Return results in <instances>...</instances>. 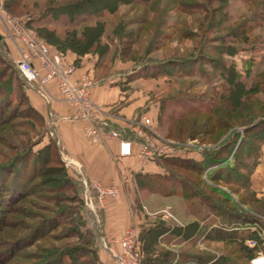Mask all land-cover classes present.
<instances>
[{"label":"trees","instance_id":"trees-1","mask_svg":"<svg viewBox=\"0 0 264 264\" xmlns=\"http://www.w3.org/2000/svg\"><path fill=\"white\" fill-rule=\"evenodd\" d=\"M20 1L23 0H8L5 7L14 10L19 7ZM230 2L231 0H73L33 13V18L30 19V25L33 21L38 22L36 25L34 23L36 34L53 50L65 59L68 53L76 55V61L71 64L77 68L81 59L86 56L96 57L100 61L111 52L109 44L103 42L106 35L105 23L97 21L94 26H89L86 25L89 20L105 14H115L123 6L140 5L149 10L150 17L142 16L132 22L131 26L139 27L126 32L123 28L127 26L120 22L111 33L116 38L118 59L138 64L134 67L132 80H156L160 77L157 73L161 72L176 81L184 77L193 81V78L200 76L212 83L220 78L224 82L221 91L213 88L212 105L209 109H192L175 118L169 128L168 137L181 141L199 138L202 142L208 139L207 143L212 145L230 131L233 133L231 138H227L225 143L214 151L202 152L199 159L186 156L159 157L155 162L163 169V173H140L135 176L139 190L162 196L176 195L178 189L170 184L176 182L180 185V196L193 207L191 213L194 220L176 230V237L189 240L199 236L208 241H221L235 246L228 252L230 256L181 253L185 262L180 261V264H251L259 252L264 253V201L258 199L251 190V176L264 146V68H254V59L249 61L247 78L251 85L247 87L233 59L241 52L251 53L258 44L260 39L256 30L264 32V0H245L246 15L237 18L230 13ZM172 11L185 15L196 12L201 16L203 21L198 24L199 31H202L201 37L190 36L201 42L196 54L180 60L169 59L165 61L167 65L164 66L141 63L143 50L149 55L164 46H161L158 40L161 42L163 39V43L168 40V28L165 27L164 21ZM36 18L38 19L35 20ZM61 18H64L63 23H59ZM52 23L65 31L57 32L45 25ZM156 24L157 29H154ZM84 25L86 26L79 31ZM26 26L31 28L28 23ZM153 30L156 40L144 48L146 43L142 44V35H149ZM211 34L213 35L209 37ZM3 48L7 51L5 45ZM260 60L264 64V53ZM188 67L192 69L184 72V68ZM10 70L18 73L13 63L0 53V97L6 95L7 88L11 86L9 80L5 79L6 72ZM28 108L41 121L42 114L31 103ZM8 114L0 111V124L18 116L9 118ZM26 118L31 119L28 116ZM242 133L243 139L237 146L235 138ZM55 143L49 142L43 149L35 152L34 148L29 146L33 163L28 176L17 167L24 162L23 156L10 159L6 165H0V171H14L10 177L4 175L0 183V264H101L95 237L79 216L81 209L76 210L73 205H66L73 202L84 208L85 201L78 193H74V190L71 191V196L67 195L66 192L73 189L72 185L76 182L61 157L59 145ZM236 146L237 148H234ZM226 147L230 148L227 153ZM46 151L50 153L43 157ZM251 158L253 162L248 166L246 161ZM52 165L54 167H51ZM217 166L225 172L224 175L220 174L221 176L218 173L209 175L212 181L225 180L232 195L245 192L249 196L235 201L230 194L224 201L217 197L216 189L203 190L201 185H206L203 179L204 171ZM52 173L61 174V177L46 181L44 176ZM191 176L200 180L195 181ZM31 186H34L33 189ZM45 186L49 193L54 194L48 199L53 208L39 207L38 200L28 203L31 208L46 212L47 215L37 216L40 222L31 226L20 220L9 219L10 216L17 215L20 204L28 198L39 197L36 191ZM241 207L249 208L260 217L249 215ZM204 208L205 211H202ZM63 227L68 229L60 233L59 230ZM163 228L161 225V229ZM24 230H27V233L22 235ZM159 230L155 231L156 234L150 229L147 231L146 236L149 239L144 251L147 256L144 264H167L175 256H171L167 251L155 250L158 239L170 229ZM150 235L153 236L149 237ZM63 241L68 242L64 247L55 245ZM73 241L75 242L72 243ZM249 241H255L256 245L250 247ZM31 247H36L38 252L22 255Z\"/></svg>","mask_w":264,"mask_h":264},{"label":"rangeland","instance_id":"rangeland-1","mask_svg":"<svg viewBox=\"0 0 264 264\" xmlns=\"http://www.w3.org/2000/svg\"><path fill=\"white\" fill-rule=\"evenodd\" d=\"M68 1L73 0H23L20 1L19 7L14 8V10L11 8L6 9L4 4V10L12 16L23 18L25 23H28V25L31 27L30 29H32L36 33V28L34 26L36 25L37 21H33V24L30 25V19L33 18V13L45 11L50 6H61ZM171 7L174 10L176 9L173 6ZM229 7L230 13L234 18H237L238 16L243 14L246 15L245 0H231ZM142 16L150 17L151 14L148 9L135 4L131 6L120 7L117 13L112 15L105 14L100 18H92L91 20H89L90 22L86 24L89 26H94L97 21L105 23L106 35L103 39V42L109 44L111 48V52L108 57L97 61V64L95 65L94 77H92L95 82L101 80L104 81L105 79H110L111 77H126V72H130L132 68L138 66V64H134L132 62H122L118 59L116 51L117 43L115 42L116 38L111 35V33L120 22L127 26L126 28H123L124 32L130 29H137V27L139 26H131V23L137 21ZM167 17L168 18L164 21V24L165 27L168 28L166 29V33L169 34L168 40H164L166 41L164 43L163 39L161 42L158 40V43H160L161 46L162 44L164 46H162L158 51L153 52L149 55H146L143 50L141 52V63L164 66L167 65L166 62L169 59L180 60V58L185 59L196 54V51L199 48L198 46L201 45V42H199V39H196L195 37L192 39L191 37L192 35L201 37L200 34H202V31H199L198 28L199 22L203 21L201 16L196 14V12L191 15H185L172 11L167 14ZM48 18L50 17L48 16ZM37 19L38 18H36L35 20ZM63 19L64 18H61V20H59V23H63ZM45 23H47V21ZM45 25L49 29L56 30L57 32L65 31L63 28L55 27L54 23H52L51 25ZM86 25L80 27L79 31H81ZM155 28L157 29V24L154 26V29ZM4 30L6 37L4 39H7L10 42V38L6 34V29ZM263 33L264 32L261 30H256V34H258L260 40L255 46L254 50L251 51V53H239L243 54V56L247 58L248 62L251 59H254V68H264V64H262L260 60L264 53ZM155 34L156 33L153 30V32H149V35H142V44H144V42L146 43L144 48H147L153 40H156ZM163 34H165V32ZM212 35L213 34H211L209 37H211ZM3 41H0V53L5 55L7 60L13 63V65L16 67L15 61L16 59H18V57H16L15 55H11L9 51H5L2 44ZM245 57H243V59H245ZM242 64H244V62ZM189 69L192 68H184V72L190 71ZM241 71L243 73L241 74L242 80L246 84V86L249 87L251 85V81L247 78V70L244 65ZM157 75L160 76L159 79H148L145 80L146 82L138 81L137 84H134L135 87H137L138 93L142 94L146 98L145 105L144 107L138 109L134 118L130 119V122L126 125L127 128L119 127L118 123L114 125L115 129L120 131L121 139H133L135 137V134H133V132H131L128 127L135 128L137 132L144 133L156 147L157 145H159L160 147H169L171 149H175L174 156L178 158L184 156L200 158L202 157V152L214 151L218 149L223 143H225L227 138H231V136L233 135L231 131L228 132L226 136H224L215 145L208 144V139L201 142L199 138H188L182 141L180 139L169 138V128L172 124V121L192 109H209L212 105L211 95L213 92V88H215L216 91H221L224 86V82L220 78L216 79L214 83H212L207 81V79H205L204 77L202 78L200 76H196V78L192 77L194 79L193 81L187 77H184L183 79L179 78L176 81L174 78H170V76L168 75H162L161 72L157 73ZM5 79L9 80L11 86L7 88V94L0 97V111L7 114L9 113L7 115V117L9 118L15 117L16 115L18 116L15 119L10 118L11 120L5 124H0V165H6V163H8L10 159L23 156L24 162H22L20 166L18 165L17 167H19V169H21L20 171L28 176L31 170V165L33 163V156L29 154V146L33 147V151L35 152L43 149L49 142H56L55 144L59 145L61 157L63 161H65L62 153L63 151L60 143L58 142L56 134V122H58L59 120L56 112L52 108V104L55 100H53L52 102H48L42 99L38 95L37 87L35 85L26 84L20 77L19 73L15 71H7ZM174 82L176 84H174ZM49 92L52 96H54L50 86ZM203 94H206L208 97L202 96ZM151 102L156 107L158 105L159 108V111L157 112L155 118H149L142 114L145 112ZM29 103H31L32 105L35 104L36 107L39 106V108H41L40 105L43 104L41 105L43 108H41V121L34 115V113L29 110ZM73 110L75 111V109ZM109 113L114 115L115 119L118 118L117 112L110 111ZM27 116L31 119H27ZM242 139L243 133L238 137L236 136L235 140L237 142V146H239ZM237 146L234 148H237ZM226 149L227 153L230 148L226 147ZM49 153V151H46L42 156H47ZM223 157L224 155L222 154L221 158ZM252 162L253 158L247 160L246 164L249 166ZM51 167L54 166L52 165ZM66 167L70 171L73 179L76 182L74 185H72L73 189L68 190V192L66 193L67 195L71 196V191L74 190V193H78L79 196L82 197V199L85 201V206L84 208H80V205L73 204V202H69V204L66 203V205H73V207H76V210L81 209L79 211V216H81L80 218L83 219L87 228L95 237V240L99 247V258L101 264H120V260L122 259H126V261H128L130 264H144L147 257L144 251L145 247H147V239H149L146 234L149 229L152 230L155 234V231L159 229V231L170 229L158 239L157 247L155 248V250L157 251L170 252L171 256L175 255L173 260L169 261V263L167 264H180V261L185 262V260L182 259L183 257L180 255L181 253H186L188 255H201L202 253H205L214 257H219L220 255L230 256L228 252L235 248L234 245H228L227 243L221 241H208L199 236L193 237L189 240H183L178 236L176 237L177 234L174 235L176 230L180 229L182 225H187L194 220V216H192L191 213L193 211V207H190L189 203L185 202L184 199L180 196V185L176 182L170 184L171 187L178 189L176 195L162 196L159 194H153L139 190L135 180V187L131 189L129 187L130 190L128 189V191L124 193L125 197L123 202V198H121L120 200L121 194L119 199H112L108 197L105 200V206L102 210L96 206L97 198L95 195V191H93V184L90 185L89 183H87L82 174L75 173L74 169L68 167L67 164ZM224 172L225 170L221 169L219 166L205 170L203 179L206 181V185L203 184L201 186L203 187V190L205 189V191H208L209 189H216L218 191L217 197L225 201L227 200L226 197L231 194L228 191L231 189H228L226 187L225 180L220 182L215 180L212 181L209 178V175H212L214 173H218V175H224ZM12 174H14V171L11 169H7V171L1 170L0 183L1 178L4 175L10 177V175ZM53 177L60 178L61 174H46V176H44V179L46 181H49V179L51 180ZM191 177L195 181L200 180V178L198 180L196 176ZM38 182L39 181H37V183ZM85 183L89 184L88 189L86 188ZM47 186L43 187L42 190L40 189L36 191L37 195H40L39 197H30L25 202L20 204V210L18 211V213L20 212V214L17 213V215H14V217L10 216L9 219H16L17 221L20 220L23 221L26 225L31 226L40 222L41 220L38 219L37 216L41 217L42 215H47L46 212L42 211V209H33L28 205V203L38 200L37 202L39 204V207L53 208L52 204L48 203V199L50 197H53L54 194L47 191ZM31 187L33 189L34 186ZM87 191L88 194L93 198L95 208H92L91 205H88L86 203L85 196ZM248 196L249 195L245 194V192H240L239 194H233L232 198L235 201H239L240 199L246 198ZM40 197L41 199H39ZM43 199L47 200V202H45ZM111 201H113V209L118 215L119 225L116 224L117 220H114V218L116 219V217H113L109 214V212L111 211L108 210L107 212H105V208H107V205ZM121 203L123 204V206H121ZM241 208H243L245 212L249 213V215L251 216L260 217L256 213L252 212L249 208ZM202 211H205V208ZM114 215L117 216L116 214ZM77 220H79V218H77ZM161 225L162 227H164L163 229H161ZM121 227L122 229H120ZM67 229L68 228L63 227V229L59 231L60 233H63L67 231ZM26 231L27 230H24L22 232V235L26 234ZM128 232H133L136 235L134 242L135 248L131 254L125 253L124 249L121 246V241L122 239H124L126 233ZM151 236L153 235H150L149 237ZM74 242L75 241H73L72 243ZM67 243L68 242L63 241L58 242L55 245H57L58 247H64ZM37 252L38 250L36 249V247H31L25 250L22 255L26 256L29 253ZM21 263L27 262L21 261Z\"/></svg>","mask_w":264,"mask_h":264},{"label":"crops","instance_id":"crops-1","mask_svg":"<svg viewBox=\"0 0 264 264\" xmlns=\"http://www.w3.org/2000/svg\"><path fill=\"white\" fill-rule=\"evenodd\" d=\"M6 1L8 0H0V2L4 3ZM4 29L0 21V41L4 40L2 44L5 45L7 51L11 55L18 57L15 46L7 39H4L6 38ZM243 57H245L243 54H238L233 58L241 74H243L241 71L243 65L246 70L249 66L247 58L245 57L243 59ZM76 58L75 54H66V59L69 63H74ZM97 61V58L93 56L82 58L74 74V79H80L87 74L94 77V69ZM243 62L244 64H242ZM134 73V68H132L130 72H126V77H111L104 81L95 82V87L92 90V99L97 105L105 108L107 112H117L118 118H116V124L118 123V126L121 128H127L126 125L130 122V119L134 118L138 109L145 105L146 98L138 93L137 87L134 85L138 81L145 80H132L131 78ZM50 88L56 97L52 108L56 112L59 120L56 122V134L63 151L64 160L66 161L64 162L68 167L73 168L75 173L82 174L87 183L90 185L93 184V186L96 183L104 186H117L121 192L120 200L123 198V202L125 197L124 193L128 191L129 187L130 189L135 187V176L137 174L163 173V169L155 161L146 160L141 156L142 148L138 142H132L131 154L128 156L120 155L119 139H108L101 145L89 144L83 131L85 123L76 118L75 111L71 107L58 99L56 85L51 84ZM41 105L40 107L42 108ZM33 106L40 113L42 112L39 106L36 107L35 104ZM158 111V105L156 107L151 102L142 114L149 118H155ZM251 190L258 199L264 201V146L261 148L259 162L251 176ZM121 206H123L122 203ZM113 207V201H111L107 205V208H105V212L108 210L111 211L109 214L116 217L114 220H117L116 224L119 225V218Z\"/></svg>","mask_w":264,"mask_h":264},{"label":"built area","instance_id":"built-area-1","mask_svg":"<svg viewBox=\"0 0 264 264\" xmlns=\"http://www.w3.org/2000/svg\"><path fill=\"white\" fill-rule=\"evenodd\" d=\"M4 2H0V21L6 29L10 42L15 46L18 59L15 61L16 69L20 77L27 83L35 85L38 95L45 101L56 100L49 92V86L55 84L59 100L69 107L75 109V116L79 121L85 123L84 135L91 145H101L108 139L120 140V155L131 154V144L137 141L141 148V156L146 160L155 161L159 157H172L175 149L157 147L142 132L135 128H129L133 139H121L120 131L116 130L115 116L110 114L92 99V90L95 81L90 75L80 79H74L77 68L69 63L63 55L53 50L43 39L26 26L23 18L15 17L4 10ZM88 189V184H86ZM97 198V207L103 209L106 198L119 199L120 190L117 186L104 187L95 184L93 187ZM86 203L94 207L91 195L86 192ZM96 207V208H97ZM135 237L133 232L126 233L121 241L125 253L131 254L135 248ZM264 239V236H262ZM248 245L254 247L255 241H249ZM120 264H130L126 259L120 260ZM251 264H264V253L259 252L251 261Z\"/></svg>","mask_w":264,"mask_h":264}]
</instances>
